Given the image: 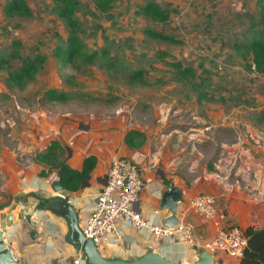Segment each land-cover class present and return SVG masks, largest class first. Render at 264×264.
<instances>
[{"label": "rangeland", "instance_id": "rangeland-1", "mask_svg": "<svg viewBox=\"0 0 264 264\" xmlns=\"http://www.w3.org/2000/svg\"><path fill=\"white\" fill-rule=\"evenodd\" d=\"M25 1L30 8L27 16L8 15L5 6L10 0H0V155L4 159L12 154L21 166L31 165L46 152L37 147L44 110L95 117L126 109L131 117L171 132L174 155L185 152L196 177L204 179L212 172L209 168L217 165L215 156L223 143L228 154L225 167L219 169L222 179L236 183L239 168L240 173L264 171V75L249 68L252 62L245 51L254 38L264 39V6L259 0H155L168 13L164 23L142 12L150 0H117L107 14L92 0H77L75 20L83 52L72 65L55 56L73 34L56 0ZM150 31L175 42L154 38ZM37 57L44 61L39 63ZM26 62L36 67L34 79L24 86L9 85L10 73ZM177 64L192 70L186 80L179 77ZM137 71L144 72L143 79L132 83L130 77ZM50 91L64 93L66 99L49 101ZM207 109L214 111L210 118L205 117ZM219 109L232 124L222 133L215 126L221 119ZM209 126L206 143L195 130L207 131ZM188 129L193 133L186 134ZM242 135L249 142H243ZM244 153L250 158L244 159Z\"/></svg>", "mask_w": 264, "mask_h": 264}, {"label": "crops", "instance_id": "crops-1", "mask_svg": "<svg viewBox=\"0 0 264 264\" xmlns=\"http://www.w3.org/2000/svg\"><path fill=\"white\" fill-rule=\"evenodd\" d=\"M212 112L214 111L207 109L205 117L210 118ZM219 114L221 119L215 126L222 133L232 124L228 123L227 113L222 114L219 109ZM40 120L41 125L37 127L41 129L37 146L39 150H44L51 142H58L61 145L59 160L77 170L82 168L86 157L93 155L98 159L97 168L90 176L89 186L81 188L78 193L68 192L69 200L78 212L81 228L94 211L95 195L105 185L111 163L118 158H129L141 168L147 185L138 209L144 218L164 224L172 216V213L162 208L165 194L173 188L183 194L176 215L179 223L193 233L199 247L185 245L179 238L155 240L146 233L120 224L119 236H110L100 250L107 258L133 260L147 250H152L176 264H195L203 251L200 247L211 242L216 235L213 223L188 211L192 199L201 193L217 197V208L225 215L227 226L264 229V171L244 170L240 173L242 168H239L236 180L234 179L236 183H233L236 185L235 189L226 186L223 179L217 180L215 174H220L219 169L225 167L228 154V145L222 140L219 141L223 145H220L219 153L215 156L219 163L214 168H209L212 172H208L203 179L194 175L193 164L189 162L185 152H178L179 156L174 155L172 147L176 143L171 132L164 133L160 125L143 123L140 117H131L129 110H117L115 114L106 113L95 117L67 110L53 115L44 110ZM208 128L207 131L195 130L204 135L197 136L203 137L206 143L211 136V126ZM130 130H138L146 135L144 145L138 150H131L125 143V135ZM193 131L188 129L186 134ZM241 140L249 142L243 135ZM184 145L188 147L189 143ZM237 146L232 145L231 148L235 150ZM246 152L249 153L248 150ZM12 156L10 154L6 160L0 155V212L13 203L17 204L13 211L15 220L4 231V239L15 253L17 264H74L78 250L66 241L68 223L43 210L47 201L63 196V192L55 193L52 189V182L58 180V173L44 178L42 171L45 167L34 162L21 166ZM242 157L246 159L250 155L244 153ZM211 161L208 159V162ZM155 211H159V214L155 215ZM186 211L188 212L183 215ZM28 217H31L30 222ZM33 233H36L35 237ZM212 254L216 258V264H240V261L233 260L222 252Z\"/></svg>", "mask_w": 264, "mask_h": 264}, {"label": "built area", "instance_id": "built-area-1", "mask_svg": "<svg viewBox=\"0 0 264 264\" xmlns=\"http://www.w3.org/2000/svg\"><path fill=\"white\" fill-rule=\"evenodd\" d=\"M222 179L221 174H219ZM224 182L230 189L236 185ZM146 180L138 164L129 158H118L111 163L106 183L95 195V207L91 216L82 227L87 239L93 241L100 250L110 236H119V225L124 224L134 230L146 233L155 240L169 241L179 238L185 245L197 246L194 235L184 224L167 227L151 219L144 218L138 209L143 193L146 190ZM188 211L207 222L213 223L216 235L211 242L201 246L210 253L222 252L229 258L240 261L244 257L248 239L239 227H229L226 217L217 208V197L201 193L192 199ZM188 211L184 212L185 215ZM155 215L159 211L154 212ZM83 253L78 251L74 264H84Z\"/></svg>", "mask_w": 264, "mask_h": 264}, {"label": "trees", "instance_id": "trees-1", "mask_svg": "<svg viewBox=\"0 0 264 264\" xmlns=\"http://www.w3.org/2000/svg\"><path fill=\"white\" fill-rule=\"evenodd\" d=\"M97 3L98 9L102 13H109L117 0H92ZM59 6L60 16L72 27V35L69 37L66 48H59L55 51V56L65 65H72L81 57L83 52V43L77 33V21L75 13L78 8L77 0H56ZM259 4L264 6V0H259ZM8 15H30V8L25 0H10L5 6ZM142 12L149 17L158 19L161 22H167L168 13L158 5L155 0L142 8ZM149 34L154 38L161 39L166 42H175L173 38L164 36L155 31ZM19 46V43H18ZM246 53L250 55V69H254L257 73L264 75V39L254 38L246 47ZM91 59L96 58V54L90 56ZM39 63L44 61L43 58L37 57ZM178 69V75L181 79L186 80L192 73L191 69H184L181 64L174 65ZM36 67L34 64L26 62L19 71L11 72L8 78V84L24 86L27 81L34 79ZM144 72L137 71L131 75L130 80L135 83L136 80L143 79ZM49 101H64L66 95L64 93L57 94L50 91L48 94ZM146 141V135L138 130H130L125 135V143L131 150L140 149ZM46 152L40 153L36 157V164L45 167L42 171L44 178L51 174L60 173L59 180L63 185V189L70 193H78L81 191L84 181L92 175L97 168L98 159L95 156L86 157L80 170L73 169L65 161L59 160V150L61 145L58 142H51L46 148ZM48 202V201H47ZM46 202V203H47ZM243 230V235L248 239V245L245 249L244 257L240 260V264H264V229L257 230L253 226H249Z\"/></svg>", "mask_w": 264, "mask_h": 264}, {"label": "water", "instance_id": "water-1", "mask_svg": "<svg viewBox=\"0 0 264 264\" xmlns=\"http://www.w3.org/2000/svg\"><path fill=\"white\" fill-rule=\"evenodd\" d=\"M58 180L52 182V189L55 193H62L63 196L54 197L49 200L43 207L45 211H49L54 215L65 219L68 223V235L66 241L69 245L73 246L76 250L83 253L84 264H176L175 262L163 257L159 253L147 250V252L140 257L133 260L119 259L115 257L107 258L103 256L100 250L95 246L92 240L87 239L83 233V230L79 223V215L70 202V193L63 189L59 177ZM89 176L83 183L82 189L89 186ZM65 191V192H64ZM183 194L178 189H170L164 196V202L162 208L166 209L172 216L165 220L164 226L174 227L179 224V219L176 215L178 204L182 201ZM17 207L16 203H13L10 207L0 212V264H17L15 253L8 247L4 239V231L11 227L15 220L14 209ZM28 221H31V217H28ZM36 236V233H33ZM215 256L207 250L201 251L195 264H216ZM221 263V262H220Z\"/></svg>", "mask_w": 264, "mask_h": 264}]
</instances>
